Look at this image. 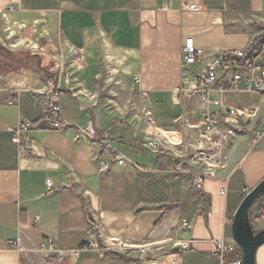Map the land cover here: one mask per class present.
Masks as SVG:
<instances>
[{"label": "crops", "instance_id": "crops-1", "mask_svg": "<svg viewBox=\"0 0 264 264\" xmlns=\"http://www.w3.org/2000/svg\"><path fill=\"white\" fill-rule=\"evenodd\" d=\"M191 4L198 10L186 9ZM0 14L6 30L39 28L47 34L44 44L57 46L60 37L85 57L60 77V113L72 127L57 130L46 119L49 100L40 94L51 80L53 56L31 53L19 42L0 43V264H218L213 251L219 240L231 247L229 258L240 255L233 219L264 180V90L224 94L226 105L254 107L257 115L242 121L227 168L219 172L230 177L227 196L220 192L227 181L218 179L205 182V197L188 177L170 172L168 159L144 147L152 126L125 124L101 96L135 94L134 106L150 115L154 128L177 130L184 109L174 102V90L181 82L184 40L193 37L208 53L258 49L264 0H0ZM71 74L72 85L66 83ZM186 107L194 122L201 119L199 97ZM91 120L96 139H106L132 163L99 172L93 156L110 159V147L76 139L77 128ZM26 122L34 124L26 132L33 148L20 156L13 137ZM263 208L264 197L251 209L256 230L264 228V215L257 218ZM101 237H119L126 251L93 248ZM47 238L80 252L58 260L42 250ZM185 241L190 248L175 254L174 244ZM257 264H264V245Z\"/></svg>", "mask_w": 264, "mask_h": 264}, {"label": "built area", "instance_id": "built-area-1", "mask_svg": "<svg viewBox=\"0 0 264 264\" xmlns=\"http://www.w3.org/2000/svg\"><path fill=\"white\" fill-rule=\"evenodd\" d=\"M186 9L195 11L198 10V6L191 4L187 5ZM36 46L38 45L36 44ZM72 51L75 55L72 64L79 68L85 62L83 52ZM263 55L264 38L258 49L249 45L243 49L208 53L197 46L193 37L186 38L181 46V82L174 90V102L182 105L184 109L182 116L178 119L179 128L163 130L152 126L153 131L148 133L149 139L144 147L157 157L168 159L170 172L174 175L188 177L193 189L203 197L206 195L204 184L207 180L223 179L227 181L220 192L223 196L228 194L230 177L221 178L219 172L227 168L230 151L235 146L242 121L256 116L257 109L246 105L228 106L224 103L223 96L227 92L238 93L241 90L261 92L264 90ZM62 59L63 62H61ZM62 59L60 62H56L53 69H50V72L55 70L59 78L56 80L53 75L47 89L40 92L49 100L46 119L57 130H66L72 127L60 113L59 100L62 91L60 77L65 71L64 57ZM74 82L75 76L67 75L66 83L72 85ZM240 83H243L242 88ZM213 92H218L220 97L213 98ZM195 97H199L201 101V119L196 122L193 121L192 113L186 107L187 103ZM214 107H218V109H214ZM33 125L32 122L21 123L15 129L13 142L18 145L20 156L32 151L33 143L26 136V132ZM77 129V140L86 138L89 141H100L102 145H107L106 147L109 146L106 139H96L93 120L85 128ZM109 147L112 154L110 159L104 160L100 154L93 156L100 173L109 172L114 165L125 166L129 162L132 163L127 154ZM47 187L49 190L55 187L52 179L47 180ZM228 222L231 223L229 220ZM182 225L188 227L189 223L184 220ZM107 239L103 237L102 244L95 242L92 247L126 251L127 244L123 243L119 237L109 238L114 241V245H109ZM14 244L19 245L18 242H14ZM174 247H179L180 251H184L190 248V242L176 243ZM42 250L58 260L75 256L80 252V250L59 248L54 238H47L42 243ZM230 251L231 247L225 240H219L217 248L213 251V256L218 258V264H242V253L231 259L229 258Z\"/></svg>", "mask_w": 264, "mask_h": 264}, {"label": "rangeland", "instance_id": "rangeland-1", "mask_svg": "<svg viewBox=\"0 0 264 264\" xmlns=\"http://www.w3.org/2000/svg\"><path fill=\"white\" fill-rule=\"evenodd\" d=\"M5 21L6 18L0 14V43L5 42L8 46H14L16 44H18L21 46H24L25 48L29 49V52L31 53H35V54H44V55H49L51 54V56H53L52 60H53V65L50 67V69L54 68L53 66L56 64V62H60V60L64 57V72L67 74V72L69 70H74L77 69L78 67H76L75 65L72 64L73 58H74V53L71 50L70 47L66 46V44L64 43V41L59 37L56 39L57 41V46H51L54 44H44L42 41H45V37L46 35L43 34V31L41 32L40 29H35L32 27H27L24 28L23 30H20L21 33H18V30H13V29H9L6 30L7 26H5ZM13 33V34H10ZM40 33L43 36H38L39 38V42L36 41V34ZM11 37L9 39H7V41L5 40V37L10 36ZM5 36V37H4ZM18 38L17 41H15V39ZM12 41V42H11ZM47 41V40H46ZM36 44L38 46H36ZM63 62V59L62 61ZM61 64V63H60ZM70 71V72H71ZM69 72V73H70ZM57 74V72H55V70H53L51 72V75H55ZM76 82V81H75ZM106 94V93H105ZM115 94V95H114ZM110 92L108 94V96L110 98H108L107 96L102 97L101 99L103 100V105L106 108H109L111 112H113V110H115L117 112L116 117L119 120H122V122H124L125 124H128V122H132L134 120L135 123H137L138 125L141 124H145L147 123V125L153 126V122L152 120H148V117H150V115H147L146 113L143 114V111H138V109L134 106V99L136 98L135 94H130V93H114ZM113 97L115 98V102L113 103ZM196 106L199 104V100L196 98L195 101ZM131 118V121H130ZM146 125V124H145ZM146 125V126H147ZM92 216V215H91ZM93 218V216H92ZM258 218V217H257ZM94 222V220H93ZM98 222H94V229H96L98 232ZM256 230V229H255ZM259 231V230H256ZM100 235V234H99ZM103 241V237H101V242ZM166 251H168L166 249ZM242 253V251H241Z\"/></svg>", "mask_w": 264, "mask_h": 264}, {"label": "water", "instance_id": "water-1", "mask_svg": "<svg viewBox=\"0 0 264 264\" xmlns=\"http://www.w3.org/2000/svg\"><path fill=\"white\" fill-rule=\"evenodd\" d=\"M264 196V180L254 187L242 200L232 223V236L242 251V264H257V252L264 245V228L256 231L251 218L255 202ZM180 248H173L179 252Z\"/></svg>", "mask_w": 264, "mask_h": 264}, {"label": "bare ground", "instance_id": "bare-ground-1", "mask_svg": "<svg viewBox=\"0 0 264 264\" xmlns=\"http://www.w3.org/2000/svg\"><path fill=\"white\" fill-rule=\"evenodd\" d=\"M150 131H153V129H151ZM175 136L177 137L176 134H175ZM107 242L109 245H114V241H111V239H107Z\"/></svg>", "mask_w": 264, "mask_h": 264}, {"label": "trees", "instance_id": "trees-1", "mask_svg": "<svg viewBox=\"0 0 264 264\" xmlns=\"http://www.w3.org/2000/svg\"><path fill=\"white\" fill-rule=\"evenodd\" d=\"M263 197H264V196H263ZM261 198H262V197H261ZM261 198H260V199H261ZM260 199H259V200H260ZM259 200H257V201H259ZM257 201H256V202H257ZM256 202H255V203H256ZM254 205H255V204H254ZM254 205H253V206H254ZM263 215H264V208H263V210L261 211V213L259 214L258 218H261ZM251 218H252V217H251Z\"/></svg>", "mask_w": 264, "mask_h": 264}]
</instances>
